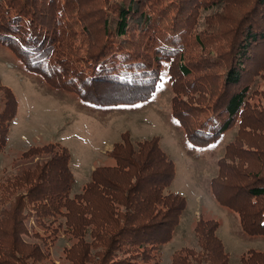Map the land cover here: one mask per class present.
<instances>
[{"label":"trees","instance_id":"1","mask_svg":"<svg viewBox=\"0 0 264 264\" xmlns=\"http://www.w3.org/2000/svg\"><path fill=\"white\" fill-rule=\"evenodd\" d=\"M228 1L163 0L153 6V2L145 5V0H120L105 24L104 38L95 40L93 48L91 43L87 47L82 44L80 48L85 51L80 52L81 43L75 45L78 30L84 34V17L76 14L72 24L64 18L80 0H0V44L12 50L27 71L39 75L54 89L68 88L83 102L102 107L133 106L149 100L166 65V81L174 93L170 116L188 150L217 141L237 123V138L225 144L208 187L220 206L237 214L244 235L264 236V164L254 162L264 158V148L253 146L246 138L238 141L241 135L259 133L264 137V116L258 111L255 114L257 106L252 105L251 110L249 102L251 83H256V76L264 81V0H250L241 14V27L236 33L231 31L225 45L224 35L218 31L204 39L198 32L190 33L198 19L197 12ZM43 2L47 5L46 15L59 13L48 28L52 34L34 22L38 3ZM79 6L80 3L78 10ZM188 34L205 50V59L211 62L208 67L223 69L222 87L208 78L199 82L201 88L190 82L181 90L185 76L192 71L183 55L190 48ZM76 82L80 86L72 88ZM206 84L213 95L215 88L219 91L213 104L199 105L205 97H198L184 109L175 108V104L182 103L177 99L180 94H207ZM102 88L114 91L113 101L86 96H102ZM10 104L11 108L4 104L0 109V121L5 112L10 119L14 117L17 105L13 95ZM250 111L256 119H251ZM51 147L43 145L38 150ZM244 154L257 157L249 164ZM111 155L115 163L94 169L82 189L73 194L70 191L74 178L66 148L57 150L48 165L33 177L17 172L5 178L0 187V264H44L48 259L45 243L41 246L25 238L29 233L23 219L29 215L42 228L54 231L62 226L63 233L75 239L71 264H107L108 248L119 243L116 249L126 239L127 248H139L127 264H151L152 255V264H156L152 251L172 237L186 206L185 197L169 188L175 176L174 162L153 136L138 140L123 137ZM251 167L258 170L254 173ZM90 194L100 200V207ZM117 206H123L124 212L119 213ZM218 226L217 220L199 217L193 228L199 251L184 247L172 264H231L216 234ZM33 236L46 241L38 232L34 231ZM96 247L105 250L93 251ZM238 261L264 264V250L250 248L239 255Z\"/></svg>","mask_w":264,"mask_h":264},{"label":"rangeland","instance_id":"2","mask_svg":"<svg viewBox=\"0 0 264 264\" xmlns=\"http://www.w3.org/2000/svg\"><path fill=\"white\" fill-rule=\"evenodd\" d=\"M128 1L124 0V2ZM160 1L163 0H151V2L145 0L146 3H144L146 5L153 2V6H156L155 4ZM119 2L120 0H80L78 2L80 10L76 3L72 11L67 12L68 17L64 18L70 24L73 23L74 18L77 20L76 14L81 13L84 17L82 30L84 34L81 35L77 29L80 36L75 45L81 43L78 46L80 52L85 51L80 48L82 44L85 43L87 47V43H91L93 48L95 40L104 38L105 24L110 20L114 7L118 6ZM249 2L250 0H229L221 6L213 7L200 14L197 12L195 16L197 15L198 19L190 33L198 32L201 39H204L220 32L224 35V45L227 44L229 42L227 38H231V31L233 34L239 30L241 14L248 8ZM37 8L35 24H41L46 33L52 34L48 28L54 25L55 14L59 13L54 11V14L46 15V2L38 3ZM162 8L163 5L159 7L160 10ZM76 26L80 27L79 22H76ZM187 40L190 48H186L183 55L192 71L185 76L184 82L180 83L181 90L189 86L190 82L201 88L202 85L199 82L202 80L206 82L208 78L211 83L222 87L223 69L208 67L211 62L205 59V50L191 38V34L187 35ZM208 48L209 46L206 50ZM165 69H167L166 65L162 67V77L154 95L149 100L133 106L102 107L100 104H90V101L83 102L79 94L68 88H65L66 91L54 89L39 75L27 71L15 53L6 45L0 44V109L4 104L7 108L12 107L10 104L12 95L16 98L17 105L12 119L5 112L0 121V187L10 174L19 172L33 177L35 172L48 165L57 150L66 148L70 155V169L74 178V186L70 191L73 194L82 189L94 169L115 163L111 153L115 144L123 137L127 136L132 140L157 137L161 148L171 157L175 165V176L169 188L185 197L186 206L172 237L152 251L155 252L156 264H172L173 258L184 247H192L195 251H199L193 230L199 217L219 222L216 234L222 240L231 264H239V255L248 249L264 250V236L244 235L237 214L220 206L212 197L208 187L210 178L216 173L217 160L224 154L225 144L237 138L238 125L235 123L231 129L218 137L217 141L204 147L188 150L184 145L182 132L175 127L170 116L174 93L169 89ZM174 72L177 73L176 67ZM256 77H258L256 83H251L253 92L249 102L251 110H253L252 105L257 106L254 110L255 114L258 111L262 117L264 116V112H261L264 111V94H262L264 81L259 76ZM249 81L250 78L245 82ZM71 85L72 88L80 86L77 82ZM206 85L210 94L196 92L192 95L194 97L190 94H187L188 96L180 94L177 99L182 103L175 104V108L184 109V105L192 103L195 101L193 98L198 97L199 99L205 97L199 105L213 104L219 91L215 88L216 94L213 95L210 86ZM103 89L102 96L97 93L96 95L86 93V96L97 101H113L112 96L116 97L114 91L109 88H102V91ZM250 113H252V120L257 118L252 111ZM243 138L259 149L264 148V137L259 133L249 137L241 135L238 141ZM43 145H53V147L47 151L38 150V147ZM244 156L249 159L250 164L251 159L256 158L257 154H244ZM254 162L256 165L264 164V158ZM249 170L255 173L258 167L254 169L251 167ZM234 190L236 187L233 188V193H235ZM221 192L219 191L218 194ZM90 198L94 202H99L100 207V200L94 194H90ZM117 207L119 213L124 212L123 206ZM23 224L28 229L29 236L25 237L27 240L35 241L41 246H43L42 242L46 244L45 248L48 250L49 257L44 264H71L75 239L64 234L61 230L62 226L54 231L46 230L37 224L33 215L24 218ZM34 231L45 237L46 241L33 236ZM128 242L126 239L118 248L115 249V245L119 243L112 245L113 248L112 246L108 248L106 252L111 253L108 252L107 264H127L133 259L135 251L138 252L139 248H127ZM97 249L105 250L104 247H96L93 251Z\"/></svg>","mask_w":264,"mask_h":264}]
</instances>
